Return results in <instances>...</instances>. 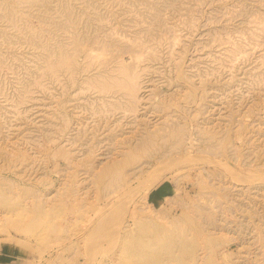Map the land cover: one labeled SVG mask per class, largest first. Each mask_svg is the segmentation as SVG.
Masks as SVG:
<instances>
[{"label":"rangeland","instance_id":"obj_1","mask_svg":"<svg viewBox=\"0 0 264 264\" xmlns=\"http://www.w3.org/2000/svg\"><path fill=\"white\" fill-rule=\"evenodd\" d=\"M151 224L264 264V0H0V264H139Z\"/></svg>","mask_w":264,"mask_h":264},{"label":"bare ground","instance_id":"obj_2","mask_svg":"<svg viewBox=\"0 0 264 264\" xmlns=\"http://www.w3.org/2000/svg\"><path fill=\"white\" fill-rule=\"evenodd\" d=\"M76 41V40H75ZM104 47V46H103ZM78 51V50H76ZM134 51V50H133ZM46 52V51H45ZM132 52V51H131ZM130 52V53H131ZM124 54V53H123ZM103 55V54H102ZM110 57V56H109ZM131 57V56H130ZM116 58V57H115ZM72 59V58H71ZM71 59L69 57H67L64 53H59V55L57 57H55V59L50 60V57L46 55L45 53V59L44 62L46 63V66L51 70V73L54 74L56 72L57 67H65L67 69H69L70 64H71ZM108 60V59H107ZM111 60V59H110ZM136 60V59H135ZM126 66V65H125ZM132 67V66H131ZM134 67V66H133ZM46 69V68H45ZM131 69H129L130 71ZM70 71V70H69ZM127 71V70H126ZM144 71V70H143ZM142 71V72H143ZM127 73V72H125ZM131 73V72H130ZM127 74L126 80L123 83H116V84H110V83H106L102 85V88L104 90L106 89H111L112 87H120V89H124V91L127 92V95H129V99L131 100V104L133 103L132 101H134V99L136 100L137 98V88H136V84H135V77L133 75ZM139 74V73H138ZM122 75V74H121ZM75 76V75H74ZM53 77V76H52ZM124 77V74H123ZM138 87V86H137ZM94 90V89H93ZM96 90V89H95ZM113 90V89H112ZM101 92V91H100ZM121 92V91H120ZM133 99V100H132ZM137 102V101H135ZM108 106V105H107ZM136 114V113H135ZM165 118V117H164ZM135 121V120H134ZM161 121V120H160ZM180 131V129H178ZM177 130V131H178ZM176 133H181L182 132H177ZM158 134V133H157ZM177 134L178 136H182V135ZM176 136V135H175ZM177 136V137H178ZM164 137V136H163ZM175 138L177 139H182L181 137L179 138ZM144 138V137H142ZM150 138V137H148ZM174 138V136H173ZM165 139V138H164ZM139 140V139H138ZM141 140V139H140ZM139 140V142H140ZM163 140V139H162ZM175 140V144H177V141ZM143 141V140H142ZM147 141L150 140H145L139 143L140 146H145L147 143ZM152 141V140H151ZM188 142V141H187ZM153 143V142H152ZM167 143V142H166ZM178 143H180L178 141ZM151 145V144H150ZM164 145V144H163ZM137 146V147H138ZM181 146V145H180ZM178 147V146H177ZM145 147H142V149H144ZM171 148V147H170ZM141 149V150H142ZM148 149V148H147ZM173 150V149H172ZM171 150V151H172ZM183 150V149H182ZM143 152H149L148 150L146 151L144 149ZM158 156V155H157ZM114 173V172H113ZM116 173V172H115ZM111 175V174H110ZM110 183V182H109ZM117 188V187H116ZM104 191V190H103ZM135 208V207H134ZM152 226V224H151ZM132 231H130L131 233ZM134 233V232H133ZM136 233V232H135ZM134 233V235L136 236V239H134L133 234H131L132 238L134 239L132 241H128V243H126L127 245H124V253H128V255H124V257L126 256V259L128 261H132V260H136L139 264H171L172 261H176V260H181V261H185L180 262L178 264H187L186 262L189 261V259L191 260V264H195L196 259L192 256L191 254H194V250L191 254H189V256L185 255L183 258V252L185 254V250L187 248L186 244L184 243L185 241V236L184 235H174V234H166V231L162 232V228L161 226L158 225H154L152 227H147L146 225H142L140 227V234L139 236L136 235ZM128 234V233H127ZM128 236V235H126ZM138 236V238H137ZM123 239H125L123 237ZM126 241V242H127ZM192 240H190L189 243H191ZM193 243V242H192ZM192 245V244H190ZM193 247V246H192ZM180 258L179 259V257ZM195 255V254H194ZM187 256V258H185ZM176 257L178 259H176ZM196 257V256H195ZM195 259V260H194ZM173 264V263H172Z\"/></svg>","mask_w":264,"mask_h":264}]
</instances>
